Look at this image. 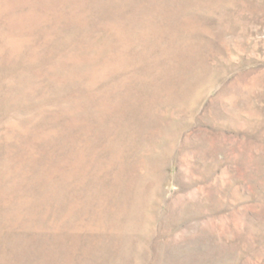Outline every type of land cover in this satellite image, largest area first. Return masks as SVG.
<instances>
[{
    "label": "rangeland",
    "instance_id": "1",
    "mask_svg": "<svg viewBox=\"0 0 264 264\" xmlns=\"http://www.w3.org/2000/svg\"><path fill=\"white\" fill-rule=\"evenodd\" d=\"M0 264H264V0H0Z\"/></svg>",
    "mask_w": 264,
    "mask_h": 264
}]
</instances>
